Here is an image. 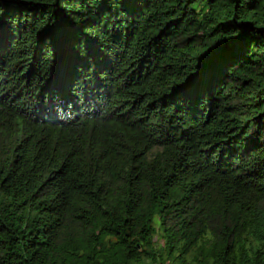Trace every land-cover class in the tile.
Returning <instances> with one entry per match:
<instances>
[{
	"label": "trees",
	"instance_id": "16d2710c",
	"mask_svg": "<svg viewBox=\"0 0 264 264\" xmlns=\"http://www.w3.org/2000/svg\"><path fill=\"white\" fill-rule=\"evenodd\" d=\"M147 262L264 264V0H0V264Z\"/></svg>",
	"mask_w": 264,
	"mask_h": 264
},
{
	"label": "rangeland",
	"instance_id": "374dc122",
	"mask_svg": "<svg viewBox=\"0 0 264 264\" xmlns=\"http://www.w3.org/2000/svg\"><path fill=\"white\" fill-rule=\"evenodd\" d=\"M252 76H253L255 79H258L255 75H252ZM145 264H150V263L147 262V263H145Z\"/></svg>",
	"mask_w": 264,
	"mask_h": 264
}]
</instances>
